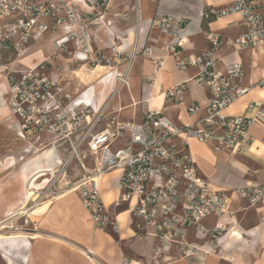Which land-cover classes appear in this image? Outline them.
Returning a JSON list of instances; mask_svg holds the SVG:
<instances>
[{
	"label": "built area",
	"instance_id": "2783aa9c",
	"mask_svg": "<svg viewBox=\"0 0 264 264\" xmlns=\"http://www.w3.org/2000/svg\"><path fill=\"white\" fill-rule=\"evenodd\" d=\"M221 1L208 4L206 17L237 15L244 31L226 40L210 32L209 46L199 53L183 54L184 17L165 14L153 19V27L170 37L163 50L174 59L176 69L197 68L194 79L210 91L205 105L187 106L188 113L198 117L191 123L177 124L158 110H145L140 122L120 120L81 90L79 96L57 98L63 91L62 76L68 77L77 66L90 70L105 67L108 71L99 80L111 84V98L123 85H129L134 59L155 52L153 46L136 43L123 49L117 40L106 48L94 46L100 27L111 33V23L105 17L112 0H84L86 9L75 6L72 0H0V74L6 72L11 109L24 121L21 135L40 138L48 134L67 142L68 153L61 165L65 169L76 161L83 174L70 179L66 173V190L80 196L98 229L112 228L119 233L116 212L127 209L135 236L157 240L154 260L171 248L183 258L213 252L225 227L218 224L210 229L205 219L232 215L230 201L234 196L252 206L264 199V180L231 190L212 187L200 173L190 148L191 142L197 141L215 153L246 152L254 141L251 128L264 127V97L251 100L244 113L228 112L251 90L264 89V77L245 84V66L238 59L244 50L260 48L264 52V2ZM45 36L50 54L30 52V44ZM226 46L229 50L225 52ZM38 52L39 58L22 62ZM164 58L153 57L154 65L160 68ZM185 88L181 82L161 89L168 99L178 101ZM84 145L93 159L91 167L85 165ZM113 170L120 172L119 195L109 206L102 196V180Z\"/></svg>",
	"mask_w": 264,
	"mask_h": 264
},
{
	"label": "crops",
	"instance_id": "0c3cea01",
	"mask_svg": "<svg viewBox=\"0 0 264 264\" xmlns=\"http://www.w3.org/2000/svg\"><path fill=\"white\" fill-rule=\"evenodd\" d=\"M72 1L75 6L86 9L84 0ZM229 1L222 0L221 3ZM213 2L214 0H112L111 9L105 17V21L111 23V33L105 26L100 27L94 46L106 48L117 40L123 49H130L136 43L140 47L153 46L156 50L152 55L139 54L134 59L128 77L129 85H123L111 98H107L111 84L106 79L99 80L100 75L95 79L80 80L85 81L81 91H85V96L96 104L106 105L108 113L120 120L134 119L140 122L145 110H158L177 124L193 122L198 115L188 113L187 106L191 103L205 105L210 96L209 88L194 79L198 73L197 68L187 71L176 69L174 59L163 50L170 37L155 29L152 22L158 15L184 17L186 25L183 31V54L199 53L209 46L207 34L210 32L220 34L226 40L244 31L237 15L206 17L208 4ZM228 50L226 46L224 51ZM158 56L165 57L160 68L152 60ZM238 59L245 66V84L249 85L264 77L262 49L244 50ZM82 68L89 70L85 66ZM107 71L105 68L101 75ZM72 81L69 79L66 86L75 83ZM181 82H185L186 88L180 100L168 99L162 92L161 88H169ZM263 91L261 88L251 90L230 106L228 112L244 113L251 100L264 97ZM79 94L80 92L77 96ZM250 132L254 138L251 147L246 152L237 154L215 153L207 144L191 142V152L200 173L208 178L212 187L231 190L264 180V127L255 125ZM108 175L113 176L114 187H109L111 184L108 182ZM119 177L120 172L113 170L102 180V196L109 206H112L119 195ZM109 192L112 193V199L108 202L106 195ZM49 201L32 208L27 207V212L20 216L22 218L27 215L32 222V226L26 229L44 234L38 238L18 239L20 242L15 252L20 257H27V264H264V199L252 206L248 200L234 196L230 201L231 210L234 211L232 215L210 216L205 219V224L210 229L218 224L225 227L218 242L214 243L213 252L183 258L171 248L157 260L153 258L157 240L153 237L148 240L136 237L131 214L124 207L116 212L119 222V233H116L112 228L94 227L78 194L61 197L38 212ZM111 209L114 210L113 207ZM22 241H30V246L21 244ZM74 246L90 250L94 258L88 260L79 249L82 253L79 255L80 261L73 260Z\"/></svg>",
	"mask_w": 264,
	"mask_h": 264
},
{
	"label": "rangeland",
	"instance_id": "374dc122",
	"mask_svg": "<svg viewBox=\"0 0 264 264\" xmlns=\"http://www.w3.org/2000/svg\"><path fill=\"white\" fill-rule=\"evenodd\" d=\"M46 39L47 36L39 40L37 43L30 44L31 48L29 51L42 50L44 56L50 54V46ZM39 54H41V52L36 53L35 56L27 57L22 62L29 63L31 58H39ZM59 58L62 59L61 56ZM81 68L82 67L77 66L75 70L71 72V75H69L70 81L73 80L72 82H75L73 83L75 85L71 84L66 86L69 79L67 80V77L62 76L64 79L60 86L63 88V91L57 94V98H63L65 94H69L72 97L77 96V93L82 89L86 80H89L90 78L95 79L96 76L98 77L99 75L101 76V71L105 69L103 66H98L93 70L87 68L89 69L88 71ZM5 76L6 72L0 74V86L5 85L3 89L6 90L4 98L6 99L5 103L7 106L6 114H0V224L6 223L7 225L5 224V229H12L15 227L26 229L27 227L32 226V222L29 221L27 215L22 218L20 216L27 212V207L32 208L39 203L50 200L38 209V212H41L51 202L60 200L61 194L66 193L63 192L66 190L64 187L65 174L67 173V176H69L70 179H75L83 174V169L78 166L76 161L63 169L61 164L64 162L68 153V150H66L68 143L64 140L55 139L48 134H42L40 138L37 136L25 135L24 137L21 135L20 128L24 121L17 117L14 110L11 109L13 100L12 95L9 93V86L5 80ZM80 80L85 81L82 82ZM54 91H57V89ZM53 142L54 144H52ZM51 146H56L58 155L61 158V163L57 167L60 171L58 170L59 172L57 171L58 173H56L55 176L50 175V181H47L45 184L39 182L37 186L33 187V190H30L27 183V176L30 173V169L27 166V163L30 160L37 159L45 149ZM82 149L85 156V165L86 167H91L93 165V159L91 155L86 152V145H84ZM113 181V176H109L108 182L111 184L109 187H114ZM70 194L77 193L73 192ZM15 216L18 218L16 217L12 219ZM18 242H20L18 239L2 241L0 249V264H27L28 258L20 257V254L15 252L17 246H19ZM29 243H27V241H22L21 244L30 246ZM72 250L75 252V254H72V259L79 262V255L82 254L81 251L77 249V247L75 248V246L72 247ZM85 255L88 257V260L91 259L87 254Z\"/></svg>",
	"mask_w": 264,
	"mask_h": 264
},
{
	"label": "bare ground",
	"instance_id": "6f19581e",
	"mask_svg": "<svg viewBox=\"0 0 264 264\" xmlns=\"http://www.w3.org/2000/svg\"><path fill=\"white\" fill-rule=\"evenodd\" d=\"M102 81V80H101ZM2 86V85H1ZM0 86V114L5 115L6 114V103H5V98L4 95L6 93V90L3 89L5 85L2 87ZM159 89V86H157ZM113 93V90L109 91V94L107 98ZM264 94V91H263ZM158 96V95H157ZM107 100V99H106ZM52 161V162H51ZM50 162V164H47ZM61 163V158L58 155V151L56 146H51L47 149H45L37 159L35 160H30L27 163V166L30 169V173L27 176L28 180V188L30 190H33L34 186H37L39 182L46 183L47 181H50V175L55 176L59 168V164ZM26 166V167H27ZM63 192H66L64 194H61L60 197H63L65 195H68L70 193H73L71 190H64ZM107 201L109 202L112 199V193L109 192L106 195ZM18 216V215H17ZM17 216L13 217L12 219L16 218ZM20 216V215H19ZM18 218V217H17ZM11 220V219H10ZM18 222V221H17ZM11 223V222H10ZM6 224V223H5ZM5 224H0V249H1V244L2 241H9V240H14V239H21L24 237H29V238H38L44 235L40 231H33V230H28L24 229L21 227H15V228H10V229H5L6 225ZM9 224V223H8ZM11 226V225H10ZM9 228V227H8ZM39 230V229H38ZM48 235V234H47ZM59 235V234H58ZM55 236V235H54ZM45 237V236H44ZM53 237V236H52ZM57 239L63 240L62 238L56 237ZM51 239V238H50ZM72 241V240H71ZM7 243V242H6ZM63 243V242H62ZM69 243V242H68ZM5 244V243H4ZM9 244V243H8ZM7 244V245H8ZM72 244V243H71ZM79 244V243H78ZM68 245V244H67ZM77 247V246H76ZM75 247V248H76ZM78 248L83 251L85 254H87L90 258H94V255L90 250H87L85 248L79 247Z\"/></svg>",
	"mask_w": 264,
	"mask_h": 264
}]
</instances>
